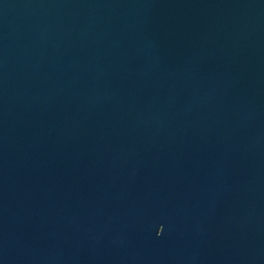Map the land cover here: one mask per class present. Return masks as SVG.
Instances as JSON below:
<instances>
[{"label":"water","instance_id":"obj_1","mask_svg":"<svg viewBox=\"0 0 264 264\" xmlns=\"http://www.w3.org/2000/svg\"><path fill=\"white\" fill-rule=\"evenodd\" d=\"M0 264H264V0H0Z\"/></svg>","mask_w":264,"mask_h":264}]
</instances>
